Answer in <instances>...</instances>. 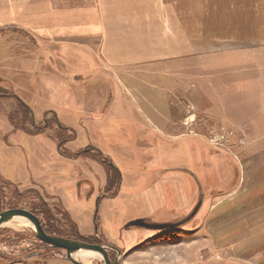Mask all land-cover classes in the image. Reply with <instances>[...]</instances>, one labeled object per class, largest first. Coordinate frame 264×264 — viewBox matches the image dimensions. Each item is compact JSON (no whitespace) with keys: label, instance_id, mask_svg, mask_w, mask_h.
<instances>
[{"label":"rangeland","instance_id":"obj_1","mask_svg":"<svg viewBox=\"0 0 264 264\" xmlns=\"http://www.w3.org/2000/svg\"><path fill=\"white\" fill-rule=\"evenodd\" d=\"M0 86V213L43 196L111 264H264V0H0ZM19 219L0 264H75Z\"/></svg>","mask_w":264,"mask_h":264},{"label":"water","instance_id":"obj_2","mask_svg":"<svg viewBox=\"0 0 264 264\" xmlns=\"http://www.w3.org/2000/svg\"><path fill=\"white\" fill-rule=\"evenodd\" d=\"M201 205V202L196 206L192 214L190 215V218L194 216L199 207ZM17 217H24L26 218L30 223H32L35 227V235L36 237L42 241L48 244L49 246L53 248L58 249H64L66 251V257L68 260H71L75 264H84L82 261L74 257V254L80 251L89 250L93 252L100 253L104 259L105 264H111V260L109 258V252L108 248H112L110 246H105L103 244L98 243H89L82 240H72L69 238L56 236L49 234L45 231V229L42 226L40 218L32 213L31 211L24 209V208H15V209H8L0 213V227L10 220H13ZM181 225V222L177 223H153L148 222L145 219H135L128 223V226H139V227H146L150 229H158V230H164L167 228H175ZM38 254V252H33L31 255ZM115 264H120L118 261Z\"/></svg>","mask_w":264,"mask_h":264},{"label":"trees","instance_id":"obj_3","mask_svg":"<svg viewBox=\"0 0 264 264\" xmlns=\"http://www.w3.org/2000/svg\"><path fill=\"white\" fill-rule=\"evenodd\" d=\"M3 91L4 90L0 86V96H4V95L8 94L7 92H3ZM19 105L23 108V111L28 115V122L30 124V127H28V128H27V126H22L23 130L25 129V131H27V132L38 134V133H42L44 131H48L50 129V122L48 120V117H46L45 120L41 124H36V121L33 119V113H32V110L30 109V107L29 106L27 107L26 104H24L22 102H19ZM25 118H27V117H25ZM10 120L13 122L12 117H10ZM62 142H64V141H62ZM113 169H115V168H113ZM113 169L107 170L108 176H110V180L113 178V180H116L117 182H119L120 181V175L118 174V172H115L116 170L114 171ZM0 182L1 183L4 182L5 184L10 183L9 181H7L6 179L3 178V175L1 174V172H0ZM111 185H113V183ZM117 186H118V183H117ZM28 191H32V190L30 189ZM33 191H35V190H33ZM0 192L3 193L2 190H0ZM37 192H39V191H37ZM19 194L22 195V193H19ZM3 198L7 199V196L6 197L2 196V200L0 201V207H2L6 203V201H4ZM41 201H42V206L34 205L33 207L30 208L31 212L40 218L42 226L47 233L52 234V235L61 236V237L62 236L67 237L64 233H62L63 231H61V229L57 227L58 216L50 208V206L48 205V202L45 200V198L43 196L41 197ZM42 208H43V210H42ZM82 238L86 239V237H82ZM48 247H51V246H48ZM34 252H36V251H34ZM37 252H38V254L42 253L41 250H38ZM20 259L21 258H15V260H20Z\"/></svg>","mask_w":264,"mask_h":264},{"label":"crops","instance_id":"obj_4","mask_svg":"<svg viewBox=\"0 0 264 264\" xmlns=\"http://www.w3.org/2000/svg\"><path fill=\"white\" fill-rule=\"evenodd\" d=\"M33 34L36 35L37 39L50 40V42H54V43H51V44H54L55 47L49 48L47 46L46 47L39 46V47H37V50L36 49H33V50L28 49V53H30V55H31V52H34V53L38 54L39 52H41L43 50L45 52V50L48 51L50 49L56 51V54H58V55H77V56L81 55V54L78 53V51L84 52V53H86L87 55H90V56L91 55L94 56V55H98V54L99 55H118V54L132 55V54H135L137 52L136 48H121L123 52L122 51L119 52V51H108V50H113L111 47L94 48V47H91V45L89 47H68V48H65V47L59 45V43L62 42V41H58L57 38L43 37V34H41V33H33ZM41 44L42 43H40V45ZM39 48H40V50H38ZM70 49H72V50H70ZM118 49H116V50H118ZM68 50H70V51H68ZM28 62H29V60H28ZM30 62H31V60H30Z\"/></svg>","mask_w":264,"mask_h":264},{"label":"bare ground","instance_id":"obj_5","mask_svg":"<svg viewBox=\"0 0 264 264\" xmlns=\"http://www.w3.org/2000/svg\"><path fill=\"white\" fill-rule=\"evenodd\" d=\"M17 218H20L18 220L19 222H22V223H24V222L26 223V221L29 222L24 217H17ZM6 223H8V222H6ZM6 223H4V224H6ZM84 251H87V252H83V251H81L79 253L77 252V253L74 254V257H76L77 259H81V261H84V262H87L88 260L93 259L94 257H96V255L94 254L96 252L89 251V250H84Z\"/></svg>","mask_w":264,"mask_h":264}]
</instances>
